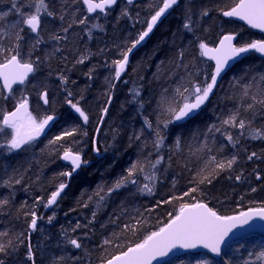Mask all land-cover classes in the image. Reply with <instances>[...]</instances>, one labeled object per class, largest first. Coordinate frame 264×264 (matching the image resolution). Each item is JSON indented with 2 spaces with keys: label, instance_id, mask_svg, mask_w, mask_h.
Here are the masks:
<instances>
[{
  "label": "trees",
  "instance_id": "1",
  "mask_svg": "<svg viewBox=\"0 0 264 264\" xmlns=\"http://www.w3.org/2000/svg\"><path fill=\"white\" fill-rule=\"evenodd\" d=\"M48 2L56 15L42 16L38 34L27 27L21 33L22 61L37 62L33 75L22 88H14L9 96L0 86V121L3 114L12 110L21 99L20 90L29 96L33 116L38 119L46 115L59 116L44 136L24 148L12 152L0 149V199L7 201L0 205V233H7L0 236V243L8 245L11 240L15 245L0 253L2 264H101L103 259L134 246L146 235L164 226L169 214L175 215L183 203L205 202L224 216L264 206V139H252L247 132L241 135L240 129L222 125V121L234 110H239L241 117L252 119L255 127L264 125V110H257L253 118L252 113L244 112L242 107L252 102L251 95L259 96L264 89V81L259 79L264 75V57L257 53L245 56L224 75L197 115L185 122L170 124L167 128L160 125L165 136L160 149L164 159L155 169L157 179L151 194L141 193L137 190L138 185L129 184L107 198L99 209L94 195L101 186L111 185L124 175L133 161L148 157L149 153H152L151 160L156 159L151 143L141 153L142 141H136L133 134L143 129L142 135L146 140L154 139L151 130L144 126L143 119L147 116L155 126L157 99L161 90L173 88L182 83V76L186 77L183 67H173L180 50L185 52L183 61L188 65L191 79L203 82L210 79L212 64L201 56L198 47L201 41L214 45L222 34L228 32L236 34L238 46L263 38L246 26L222 17V11L234 5L233 0H180L146 44L132 55L126 72L117 82L112 62L122 59L121 52L146 28L147 19L162 4V0H138L132 4L119 1L106 13L95 16L87 14L81 0ZM16 3L23 12L31 11L30 0H16ZM188 8L191 9V32L183 28ZM10 9L11 0H0V11L9 12V16L0 22L6 30L18 19ZM125 9L128 15L122 14ZM204 9L208 10L206 16L201 15ZM81 19L85 20L84 24L78 23ZM69 24L68 32H63L62 29ZM54 34L62 39H52ZM37 39L40 40L38 45L35 44ZM11 43L7 38L0 41L5 47L11 46ZM82 56H87V59L78 63ZM2 62L3 56H0ZM173 71L175 75L169 78ZM61 76L66 77L63 82ZM34 82L40 84L31 90L30 85ZM246 85L251 87L246 89ZM134 89L140 93L135 99ZM43 91H47L48 104L40 99L39 94ZM245 91L249 93L247 97L244 96ZM68 92L72 93L71 97H68ZM67 99H71L72 103L79 102V107L88 116L87 122L67 103ZM105 107L107 112H104ZM210 125L220 127L221 131L216 132L214 127L209 132ZM64 131H72L73 134L49 144ZM205 132H208L207 137L202 135ZM227 133H231L237 142H229ZM178 137L181 144L177 148L175 142ZM93 138L99 149L97 153L102 154L100 158L94 153ZM202 143L207 144V148L198 152ZM65 149L79 152L84 161L92 162L70 178L57 203L42 215L44 203L51 192L59 183L66 181L65 176L59 174L70 171L61 161ZM253 152L256 156L249 160L248 156ZM233 155L237 160L232 169L220 172L211 184L197 185L194 177L209 156H215L219 161ZM237 175L240 180H236ZM17 179L20 180L18 184L15 183ZM137 179L140 185L147 182L143 175ZM195 187L198 191L183 195ZM38 196L42 198L41 202H37ZM90 196L92 200H89ZM170 197L176 199L158 204L159 201H169ZM33 210L38 220L36 228L30 230L31 216L25 213ZM93 211L97 213L95 219L92 218ZM141 213L143 223L137 224L135 216ZM50 216L53 217L51 222L48 219ZM113 219L115 224L111 223ZM125 224L137 226L134 231H123ZM114 233L122 235L115 237ZM21 234L23 243L17 239ZM72 238L79 240L80 249L68 243ZM105 238L112 243L103 245ZM255 238L261 242L254 243L249 252H258L264 248L262 236L244 237L236 243ZM29 244L33 250L32 260L26 255ZM228 247L219 259L204 253H188L164 264H195L196 258H202L204 264H225L223 255ZM246 261L256 264L250 256ZM240 264L245 263L242 261Z\"/></svg>",
  "mask_w": 264,
  "mask_h": 264
},
{
  "label": "snow or ice",
  "instance_id": "2",
  "mask_svg": "<svg viewBox=\"0 0 264 264\" xmlns=\"http://www.w3.org/2000/svg\"><path fill=\"white\" fill-rule=\"evenodd\" d=\"M117 0H83V4L86 6L88 13H93L97 9L104 12L106 7L114 5ZM131 3V0H128ZM234 7L230 10L223 11V15L226 17H239L252 26L253 28L264 30V0H233ZM178 4V0H162V4L154 11V14L150 15V18L146 21V28L138 33L137 38L131 41L130 46L126 50L121 52L122 59L114 60L112 63L115 68L114 78L119 79L121 74L125 71L126 66L129 63V56L132 51L145 40L146 37L153 31V28L160 21L161 17L164 16L170 9ZM29 6L33 8L29 13L22 11L21 6H18L16 0H11V9L14 11L18 19L16 22L12 23L6 30L4 27L0 26V41H4L6 38L11 40V46L5 47L0 44V56H3V62L0 63V80L3 82V88L11 90L13 84L19 83L23 84L28 78L30 73L35 71V64L37 62L31 60L21 59L20 52V41L23 39L21 33L24 28L27 27L32 33L38 34V30L41 25V18L44 15L49 17H54L56 15L54 10H51L48 0H30ZM123 15H128L127 10H123ZM187 18L183 24V28L191 32L192 29V18L191 9H186ZM208 10L204 9L201 12L202 16H206ZM9 16L8 11H0V22H2L6 17ZM64 19L63 15L60 17ZM80 24H84L85 20L81 19L78 21ZM71 24L68 27L63 28V32H68ZM93 27H100L99 25H93ZM56 41H60L62 37L60 35H53L51 37ZM235 38L234 33H228L223 35L219 44L216 47H209L205 42L201 41L198 45L201 54L203 56H208L215 61V68L211 73L210 80L206 79L200 82L195 79H191L192 74L187 72L188 65L184 64L183 58L185 56L184 50H180L177 54L176 59L173 61L174 69H179L183 67L186 71V77L182 76L180 79L182 83L176 84L171 89H162L159 97L157 99V121L155 126L148 119L147 116L144 117V126L151 130V134L154 137L152 140H146L142 135L143 129L140 133H134L136 141H142L140 151L147 147L148 143H151L153 149L156 152V159L153 161L150 159L152 153L148 154V157L143 159H137L133 161L130 166L125 170V174L118 177L111 185H104L99 188L98 191L94 193L96 199V205L99 209L102 207L107 198L111 195L118 193L122 188L127 187L129 184L138 185V191L143 193L147 192L151 194L154 191L153 185L156 182V167L161 163L164 157L160 154V149L165 142V136L162 134V129L160 127L163 124L164 128H167L170 124L175 122L186 121L194 116L197 110L201 109V106L209 99L210 94L217 83V78L220 76L221 72L224 70L225 66L233 58H237L242 54L248 53L249 51H256L260 54H264V40H254L250 43H245L242 46H236L233 41ZM40 40L37 39L35 44L38 45ZM35 47V45H33ZM87 59V56H82V58L77 61L78 63H83ZM175 75V71L169 74ZM66 77L61 76V81L63 82ZM264 81V75L259 78ZM187 85V86H185ZM251 87V85H246L245 88ZM134 92V99L140 95L138 89L132 90ZM40 99L44 104H48V94L47 91H43L40 94ZM249 93L244 92V96L247 97ZM72 93L68 92V97H71ZM111 101V95L108 97ZM251 103L246 106L242 105L244 112H251L253 118L255 117L257 110H264V89H262L261 95H251ZM67 103L79 113L80 117L83 118L85 122L88 120V116L79 107V102L72 103L71 99H67ZM143 105H141L142 107ZM259 106V109L257 108ZM104 112H107V107H105ZM54 119L52 115H46L42 118H37L29 111L28 97L23 96L19 102H17L15 109L11 112H5L3 114V120L0 121V131L5 128L10 129V138L7 137L5 133V139L3 145L6 146L9 152L14 150H19L22 146L28 145L31 141L35 140L41 135L45 127L50 121ZM103 120V116L101 117ZM222 125L235 127L241 130V135L245 132L252 139H264V125L257 128L253 125L252 119H246L241 117L239 110H234L226 119L222 121ZM215 126H209V132ZM99 131V127L97 128ZM216 132H220V127H215ZM72 131H64L60 135H57L53 140L49 141V144H55L56 142L62 140L64 137L71 136ZM86 135V133H85ZM194 135H200V133H195ZM205 137L208 136V132L202 133ZM132 137H130V140ZM226 139L231 143H236L231 133H227ZM176 147H180L181 141L178 137L176 142ZM207 148V144L202 143L200 148L197 149L198 152H202ZM93 150L98 152L99 149L96 148V140L93 138ZM211 151V149H208ZM195 154V153H193ZM256 156L253 152L248 156L251 160ZM62 159L69 161L71 164V171H66L60 173L59 175L65 177H71L73 172L81 167L82 164L88 163L82 160L79 152H73L70 149H65L62 154ZM237 157L233 155L231 158L226 160H217L215 156H209L207 162L203 167L197 172L194 180H196L197 185L203 184L205 182L211 184L212 180L216 175L226 169H232L233 164L236 162ZM143 175L146 183L140 185L137 177ZM239 175L236 176V180H240ZM15 183H20V180H15ZM67 187L66 182L59 183L55 191H52L44 207L54 205L57 202V198L61 195L63 190ZM256 189H252L255 191ZM198 191V187L189 189V192H185L183 195L188 196L191 192ZM93 197L90 196L89 200ZM176 199V197H170L169 201H159V203H169L171 200ZM195 199V197H193ZM37 202H41V197H36ZM7 201L0 199V205L6 204ZM87 207V204L83 205ZM123 207V203L122 206ZM155 207V206H154ZM35 208V205H33ZM147 211H151L148 209ZM31 216V222L29 228L34 230L37 226V214L33 210L30 213H25V215ZM96 212L93 211L92 218L95 219ZM143 213L136 215L135 220L137 224H142ZM254 217H260L264 219V206L259 208H249L248 211H241L237 215L232 216H220L212 208L208 207L206 203L196 201L194 203H183L180 205L178 212L175 215L169 214V219L163 227H160L157 231H152L150 234L146 235L144 239L136 243L134 246L127 247L126 251H120L117 255H112L110 258L103 259L101 264H151L152 260L157 256L166 255L171 249L176 246L182 248H195L197 245H203L205 248L210 249L211 252L219 254L221 252V243L224 241L225 237L228 236L229 232L237 225L247 224ZM49 222L52 221L53 217H48ZM111 223L115 224L116 220L113 219ZM136 224H125L123 231L135 230ZM77 227H80L77 224ZM63 234V233H62ZM7 233H0V236H6ZM122 233H114L113 236L119 237ZM19 243H23V234L17 238ZM74 248L80 249L82 247L81 243L77 238H72L68 241ZM112 240L105 238L102 241L103 245H109ZM15 247V245L10 240L8 245L0 243V253H4L7 248ZM27 258L29 260L33 259V250L29 244L27 250ZM249 256L254 259L256 264H264V248L258 252H250ZM2 264V262H0ZM228 264V262H225ZM248 264V261H245Z\"/></svg>",
  "mask_w": 264,
  "mask_h": 264
},
{
  "label": "water",
  "instance_id": "3",
  "mask_svg": "<svg viewBox=\"0 0 264 264\" xmlns=\"http://www.w3.org/2000/svg\"><path fill=\"white\" fill-rule=\"evenodd\" d=\"M82 1V3H83V0H81ZM119 1H124L125 3H127V4H132V3H135L136 1H138V0H131V3H129L128 2V0H117V2L114 4V5H112V6H110V7H106V9H105V11L104 12H101L99 9H97L95 12H93V13H88L87 12V9H86V6L84 5V7H85V10H86V12H87V14L89 15V16H93V15H95V14H103V13H105L107 10H110V9H112ZM179 2H180V0H178V4H179ZM239 2V0L237 1V3ZM177 4V5H178ZM176 5V6H177ZM176 6H174L173 8H175ZM232 7H234V5L232 6ZM172 8V9H173ZM231 8V7H230ZM230 8H228V9H225L224 11H227V10H230ZM172 9H170L164 16H162L161 17V19H160V21H158V23H157V25L153 28V31L157 28V26L160 24V22L168 15V14H170L171 13V11H172ZM222 17H224L225 19H228V20H232V21H235V22H238V23H240V24H243V25H245L246 27H248L250 30H252V31H255V32H258V33H260V34H264V30H261V29H257V28H253L252 26H250L249 24H247V22L246 21H244V20H241L239 17H226V16H224L223 15V11H222ZM153 31L149 34V36L148 37H146L145 38V40L143 41V42H141V44L140 45H138L133 51H132V53H130V56H129V61H130V59H131V57H132V55L138 50V49H140L141 47H143L145 44H146V42L148 41V39H149V37L151 36V34L153 33ZM225 34H228V33H224V34H222L221 35V37L223 36V35H225ZM235 34V33H234ZM220 37V38H221ZM220 38H219V40H220ZM219 40L217 41V43L215 44V45H208L209 47H216V46H218V44H219ZM262 40H264V39H262ZM233 43L236 45V34H235V38H234V41H233ZM237 46V45H236ZM250 53H257L258 55H260V56H263L264 57V54H260V53H258V52H256V51H254V50H252V51H249L248 53H245V54H242L241 56H239V57H237V58H233L231 61H229L228 62V64L225 66V68H224V70L221 72V74H220V76L217 78V83H216V85H215V87H214V89H213V92L210 94V97L214 94V92H215V90H216V88H217V86H218V84H219V82L221 81V79L224 77V75L238 62V61H240L241 59H243L245 56H247V55H249ZM202 55V54H201ZM202 57L205 59V60H207V61H209L211 64H212V71L214 70V68H215V61L214 60H212L210 57H208V56H203L202 55ZM129 64V63H128ZM128 66V65H127ZM127 66H126V69H125V71L122 73V74H124L125 72H126V70H127ZM34 73V72H33ZM33 73H30L29 74V76H28V78L25 80V82L23 83V84H19V83H16V84H13V87H12V89L11 90H8V89H4L3 88V82H2V80H0V86H1V88H2V90L4 91V93H5V95L6 96H9L10 95V93L13 91V89L14 88H16V87H22L27 81H28V79L33 75ZM122 74H121V76H122ZM211 77V76H210ZM121 78V77H120ZM119 78V79H120ZM119 79H116V82L119 80ZM210 80V79H209ZM209 97V98H210ZM209 100V99H208ZM207 100V101H208ZM206 101V102H207ZM43 102V101H42ZM205 102V103H206ZM29 103V102H28ZM44 103V102H43ZM16 106V105H15ZM203 106V105H202ZM202 106H201V108H202ZM15 109V107L12 109V110H10L9 112H11V111H13ZM29 111H30V105H29ZM199 111H200V109L199 110H197V112L194 114V116L195 115H197L198 113H199ZM54 116V119L52 120V121H50L49 122V124L45 127V129H44V131L41 133V135L39 136V137H37L35 140H38L39 138H41L42 136H44L49 130H50V128L52 127V125L56 122V120L58 119V115H53ZM193 116V117H194ZM192 118V117H191ZM189 120V119H188ZM187 121V120H186ZM181 122H185V121H181ZM176 123H179V122H176ZM35 140H33V141H35ZM26 146V145H25ZM24 146H22V148H23ZM21 148V149H22ZM20 150V149H19ZM72 151V150H71ZM73 152H75V151H73ZM97 157L98 158H100L101 157V155L100 154H98L97 155ZM81 158H82V156H81ZM82 160H83V158H82ZM61 161H62V163L63 164H65L66 166H68L69 168H70V171H71V164H70V162L69 161H65V160H63L62 159V155H61ZM87 162L88 163H86V164H82L81 165V167L80 168H82V167H85V166H88V165H90L91 164V162L92 161H90V160H87ZM80 168L79 169H77L75 172H73V174H72V176L73 175H75L79 170H80ZM71 176V177H72ZM71 177H65L66 178V183H67V186H68V183H69V180H70V178ZM67 188V187H66ZM66 188L64 189V190H66ZM64 190H63V192H64ZM62 192V193H63ZM61 193V194H62ZM61 196V195H60ZM59 196V197H60ZM58 197V198H59ZM58 198H57V200H58ZM57 203V202H56ZM55 203V204H56ZM203 203H205V202H203ZM54 204V205H55ZM54 205H52V206H49L48 208H43V211H42V214H44L46 211H48V210H50ZM209 207V206H208ZM252 208H259V207H252ZM249 209V208H248ZM248 209H245V210H243V211H248ZM215 211V210H214ZM241 212V211H240ZM239 213V212H238ZM238 213H235V214H231V215H227V216H232V215H237ZM218 215H220V216H224V215H221V214H219V213H217ZM163 227V226H162ZM32 230V229H31ZM252 234H256V235H260V236H263L264 237V219H262V218H260V217H254L252 220H250L247 224H243V225H237V227H235V228H233L232 229V231L231 232H229V234H228V236H226L225 237V239H224V241L221 243V252L219 253V254H216V253H213V252H211L210 251V249H208V248H205L203 245H197L195 248H182V247H180V246H176L175 248H173V249H171L166 255H164V256H157V257H155L153 260H152V262H151V264H164V263H166V262H168V261H170V260H172V259H174V258H177V257H179V256H181V255H184V254H188V253H205V254H207V255H209L210 257H212V258H215V259H219L221 256H222V253H223V251H224V249L226 248V247H228L230 244H232L233 242H235V241H237V240H239V239H241V238H244V237H246V236H250V235H252ZM127 250V249H126ZM126 250H124V251H126Z\"/></svg>",
  "mask_w": 264,
  "mask_h": 264
},
{
  "label": "rangeland",
  "instance_id": "4",
  "mask_svg": "<svg viewBox=\"0 0 264 264\" xmlns=\"http://www.w3.org/2000/svg\"><path fill=\"white\" fill-rule=\"evenodd\" d=\"M33 10V8H31V11ZM40 82H34L30 85V89L31 90H35L38 86H39ZM22 88V87H21ZM19 95L21 96V98L23 96H27L29 99V96L25 93L24 90H20L19 91ZM10 129H5L4 132L0 133V145H3V141L6 138L5 137V133H7V137L10 138ZM0 149L3 151H8L6 146H0ZM95 153V151H94ZM97 154V152L95 153ZM261 240L258 238L255 239H249V240H243L241 242H235L233 244H231L228 249L226 254L223 255V261L228 262L229 264H240V262H244L246 261V259L249 256V250L251 249V247L254 245V243H260ZM195 264H204V260L202 258H196L195 259Z\"/></svg>",
  "mask_w": 264,
  "mask_h": 264
},
{
  "label": "flooded vegetation",
  "instance_id": "5",
  "mask_svg": "<svg viewBox=\"0 0 264 264\" xmlns=\"http://www.w3.org/2000/svg\"><path fill=\"white\" fill-rule=\"evenodd\" d=\"M107 11H108V10H107ZM107 11H106V12H107ZM106 12H105V13H106ZM103 14H104V13H103ZM95 15H102V14H95ZM95 15H93V16H95ZM234 22H235V21H234ZM236 23H238V22H236ZM239 24H240V23H239ZM242 25H243V24H242ZM244 26H245V25H244ZM247 28H248V27H247ZM254 32H255V31H254ZM256 33H258V32H256ZM258 34H260V33H258ZM260 35H262L263 38H261V39H259V40L264 39V34H260Z\"/></svg>",
  "mask_w": 264,
  "mask_h": 264
},
{
  "label": "bare ground",
  "instance_id": "6",
  "mask_svg": "<svg viewBox=\"0 0 264 264\" xmlns=\"http://www.w3.org/2000/svg\"><path fill=\"white\" fill-rule=\"evenodd\" d=\"M82 2V1H81ZM83 4V3H82ZM224 11V10H223ZM222 15V14H221ZM232 21V20H231ZM229 33V32H228ZM221 37V36H220ZM215 45V44H214ZM202 56V55H201ZM95 153H96V151H95ZM98 154H100L101 156H102V154L101 153H97L96 155H98ZM43 215V214H42ZM31 230V229H30Z\"/></svg>",
  "mask_w": 264,
  "mask_h": 264
}]
</instances>
